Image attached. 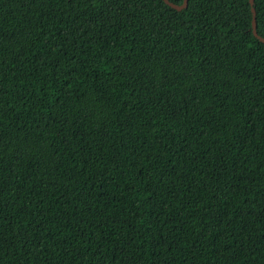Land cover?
Wrapping results in <instances>:
<instances>
[{
    "label": "trees",
    "instance_id": "1",
    "mask_svg": "<svg viewBox=\"0 0 264 264\" xmlns=\"http://www.w3.org/2000/svg\"><path fill=\"white\" fill-rule=\"evenodd\" d=\"M251 8L0 0V264H264Z\"/></svg>",
    "mask_w": 264,
    "mask_h": 264
},
{
    "label": "water",
    "instance_id": "2",
    "mask_svg": "<svg viewBox=\"0 0 264 264\" xmlns=\"http://www.w3.org/2000/svg\"><path fill=\"white\" fill-rule=\"evenodd\" d=\"M161 1H163L164 4L169 6L171 9L176 10V11H181V10H183V9H185L187 7L189 0H183L181 5H176V4L170 3L168 0H161ZM249 3L251 5V7H252L251 8V13H252V21H251L252 33L259 40V42L264 44V39L261 38L260 36H258L257 31H256V13H255V9L253 7V0H249Z\"/></svg>",
    "mask_w": 264,
    "mask_h": 264
}]
</instances>
